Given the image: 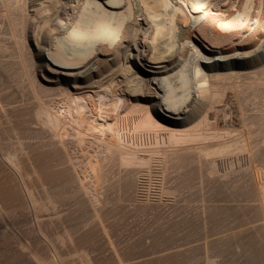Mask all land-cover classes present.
I'll return each mask as SVG.
<instances>
[{
	"label": "bare ground",
	"instance_id": "1",
	"mask_svg": "<svg viewBox=\"0 0 264 264\" xmlns=\"http://www.w3.org/2000/svg\"><path fill=\"white\" fill-rule=\"evenodd\" d=\"M2 79L28 97L24 108L8 110L0 94V156L23 183L37 222L57 211L48 191L35 194L46 182L26 143L45 132L93 209L111 188L152 192L172 169L249 179L239 189L257 203L264 239V0H0ZM128 125L145 143L126 138ZM96 158L115 164L116 179L108 183L110 170L90 191L84 177ZM54 175L48 179L61 172Z\"/></svg>",
	"mask_w": 264,
	"mask_h": 264
},
{
	"label": "rangeland",
	"instance_id": "2",
	"mask_svg": "<svg viewBox=\"0 0 264 264\" xmlns=\"http://www.w3.org/2000/svg\"><path fill=\"white\" fill-rule=\"evenodd\" d=\"M92 67L94 64L86 71ZM74 74L82 77L78 72ZM2 81L0 94L8 104L6 109L24 108L27 94L15 83ZM128 127L127 139L145 143V135L137 134L132 125ZM26 143L33 146L36 160L32 162L46 182L44 189H35V194L44 197V191H48L57 201V211L37 222L23 183L0 156V205L5 211L0 214V233L7 232L6 238L0 236V264H39L23 245L33 246L51 264H86L82 255H87L90 264H264L254 259L252 249L264 252V239L258 234L261 222L256 217L257 203L239 189L247 188L249 179L236 183L234 177H183L178 169H172L167 180L158 183L152 192L111 188L103 204L93 209L83 199L72 166L48 133ZM26 164L29 165L27 160ZM93 164L97 166L95 171L84 177L88 190L96 189L100 177L110 170L108 183L116 179L114 163L96 158ZM60 172L59 180L48 179ZM26 182L31 186L28 178ZM10 192L14 203L8 200ZM55 212H59L60 219Z\"/></svg>",
	"mask_w": 264,
	"mask_h": 264
}]
</instances>
